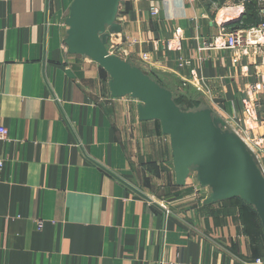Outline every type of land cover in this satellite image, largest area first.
<instances>
[{
	"label": "crops",
	"instance_id": "1",
	"mask_svg": "<svg viewBox=\"0 0 264 264\" xmlns=\"http://www.w3.org/2000/svg\"><path fill=\"white\" fill-rule=\"evenodd\" d=\"M72 1L0 0V116L9 131L0 146V264H246L264 255L255 212L237 201L206 204L209 188L178 185L160 123L140 120L137 99L112 96L104 68L67 51ZM225 4L124 0L122 31L108 43L169 89L232 113L242 80L231 52L204 49ZM192 70L209 93L183 85Z\"/></svg>",
	"mask_w": 264,
	"mask_h": 264
},
{
	"label": "water",
	"instance_id": "2",
	"mask_svg": "<svg viewBox=\"0 0 264 264\" xmlns=\"http://www.w3.org/2000/svg\"><path fill=\"white\" fill-rule=\"evenodd\" d=\"M123 1L73 0L65 20L67 51L102 66L109 74L112 96L139 100L140 120L160 123L170 137L178 185L195 174L200 185L210 189L206 204L240 198L254 207L264 228V170L254 151L207 102L183 109L171 89L140 66L109 52L110 37L122 31L118 13ZM243 14L224 16L222 25L241 20Z\"/></svg>",
	"mask_w": 264,
	"mask_h": 264
},
{
	"label": "built area",
	"instance_id": "3",
	"mask_svg": "<svg viewBox=\"0 0 264 264\" xmlns=\"http://www.w3.org/2000/svg\"><path fill=\"white\" fill-rule=\"evenodd\" d=\"M236 1L238 0H231L232 4L225 5L222 8L221 23L224 16L235 17L245 12V0H240V3ZM159 12L158 6L151 7V14L153 16H158ZM221 26L220 33L204 43V49L228 50L231 52L232 66L237 69V76L242 80L241 87L237 92L239 94V108L229 113L217 108L215 103L209 101V99L207 100V104L254 151L262 165L261 155L264 154V115L261 113L264 102V20L248 28L231 29L227 28L226 25L221 24ZM181 33L182 30L176 28L174 40H179ZM64 46L67 49L65 43ZM169 47H173L171 43H169ZM108 50L111 54L120 56L115 44L108 43ZM140 61L143 64H148L150 62V53L143 52L140 55ZM185 64V62H180L179 66L183 67ZM140 67L143 69V66ZM190 83L197 86L200 90L209 93V82L205 78L200 77L194 70L191 71L189 77L183 79L184 86ZM137 101L139 102V100ZM8 135V128L4 125L0 116V146L2 142L8 139ZM4 166V159L0 156V177ZM187 182L197 188V191L204 188L201 187L195 174H192ZM159 264L181 263L178 261L161 260ZM246 264H264V258H255L253 261L246 262Z\"/></svg>",
	"mask_w": 264,
	"mask_h": 264
},
{
	"label": "trees",
	"instance_id": "4",
	"mask_svg": "<svg viewBox=\"0 0 264 264\" xmlns=\"http://www.w3.org/2000/svg\"><path fill=\"white\" fill-rule=\"evenodd\" d=\"M256 3L257 2L255 0H245V12H244L241 20L231 22L230 24H228L226 26H228L231 29H236V28H248V27H252V26L259 24L262 20H264V17L262 19L259 16V12L257 10ZM148 74L152 78H154L156 81H158L161 85L167 87L156 75H154L152 73H148ZM171 90L174 94V98H175L177 104L180 105L183 109H186V110L194 109V108L201 106L203 103L201 100L189 99L183 93V90H175V89L174 90L171 89ZM233 201H237V202L243 204L245 207H247V208L251 209L253 212H255V214L259 217V215H258L257 211L254 209V207L247 204L245 201H243L240 198H233L230 200H226L224 203L233 202ZM258 257L264 258V255H258L255 258H258Z\"/></svg>",
	"mask_w": 264,
	"mask_h": 264
},
{
	"label": "rangeland",
	"instance_id": "5",
	"mask_svg": "<svg viewBox=\"0 0 264 264\" xmlns=\"http://www.w3.org/2000/svg\"><path fill=\"white\" fill-rule=\"evenodd\" d=\"M243 1V0H242ZM257 3H256V7H257V10L259 12V16L263 19L264 17V0H255ZM237 3H240V0L236 1ZM226 5V4H225ZM224 5V7H225ZM164 83V82H163ZM173 89V88H172Z\"/></svg>",
	"mask_w": 264,
	"mask_h": 264
}]
</instances>
